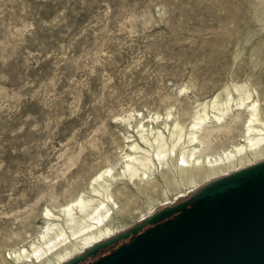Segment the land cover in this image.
Masks as SVG:
<instances>
[{"label":"rangeland","instance_id":"374dc122","mask_svg":"<svg viewBox=\"0 0 264 264\" xmlns=\"http://www.w3.org/2000/svg\"><path fill=\"white\" fill-rule=\"evenodd\" d=\"M233 83L249 85L264 112V0H0V264H53L66 248L81 247L79 231L66 228L39 258L14 257L39 241L46 208L59 214L82 193L104 203L92 178L105 167L121 178L129 131L149 150L136 126L170 138L168 112L188 124L183 111ZM236 140L220 134L210 152ZM261 162L264 155L196 184L170 174L174 184L159 177L154 191L132 189L130 203L120 211L110 204L100 225L115 232L60 264L110 254L163 210ZM128 185L122 178L112 188Z\"/></svg>","mask_w":264,"mask_h":264},{"label":"bare ground","instance_id":"6f19581e","mask_svg":"<svg viewBox=\"0 0 264 264\" xmlns=\"http://www.w3.org/2000/svg\"><path fill=\"white\" fill-rule=\"evenodd\" d=\"M223 92L224 94L218 93L212 99L198 104L192 112L183 111V116L189 121L188 124L180 121L178 117L174 118L173 114L168 112L164 127L170 132V138H167L163 131L158 129L159 127L148 129L142 123L136 126V133L150 148L149 150L134 141L129 131L125 136V140L130 143L127 144L129 153L123 155L125 161L121 178L115 177L114 174L113 176L112 168L106 169V167L92 178L90 184L92 192L102 196L104 203L100 202V205L98 203V206H94L96 197H87L81 192L82 194L80 193L81 195L76 199L61 206L58 210L59 214L46 208L43 212L46 219L45 231L37 244L30 245L31 252L25 248L15 252L16 261L21 263L31 257L39 258L43 254V247H50L62 238L66 228L74 230V234L79 231L82 235L79 243L81 247L72 244L73 247H68L63 253L57 254L53 264L63 263L80 248L84 249L111 236L115 232L114 228L100 226L108 218L109 205L112 204L120 211L121 206L130 203L129 196L132 195V189L142 194L154 191L158 187L159 177L169 185L175 183L173 176L176 175H179L183 183L196 184L199 179L208 178L220 171L250 161L251 158L263 156L264 112L261 110L259 100L253 94L254 90L247 84L233 83L226 86ZM160 118V115H155L151 120L157 122ZM170 120H173V125L169 128ZM240 125L242 130L237 132ZM220 134L221 137H227L229 134L233 138L237 135L239 140L232 142L229 148L210 152L216 145L215 139ZM155 161L159 164L158 167L171 166V169L168 168L170 171L159 172ZM156 169L160 176L156 177ZM122 178H126L131 186L113 191L112 183ZM118 198L121 200V205ZM77 211L81 212V215L77 216ZM61 214L62 217L66 216L65 226L59 223ZM89 222L93 224L89 225ZM51 233L55 238L50 235ZM50 261L49 259L48 262Z\"/></svg>","mask_w":264,"mask_h":264},{"label":"water","instance_id":"95a60500","mask_svg":"<svg viewBox=\"0 0 264 264\" xmlns=\"http://www.w3.org/2000/svg\"><path fill=\"white\" fill-rule=\"evenodd\" d=\"M148 223L90 264H264V162L206 186Z\"/></svg>","mask_w":264,"mask_h":264}]
</instances>
